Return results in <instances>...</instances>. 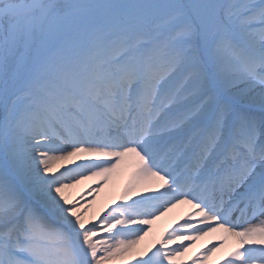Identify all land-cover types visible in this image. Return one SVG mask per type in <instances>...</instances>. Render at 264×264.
<instances>
[{"label": "snow or ice", "instance_id": "obj_1", "mask_svg": "<svg viewBox=\"0 0 264 264\" xmlns=\"http://www.w3.org/2000/svg\"><path fill=\"white\" fill-rule=\"evenodd\" d=\"M210 261L264 264V0H0V264Z\"/></svg>", "mask_w": 264, "mask_h": 264}, {"label": "bare ground", "instance_id": "obj_2", "mask_svg": "<svg viewBox=\"0 0 264 264\" xmlns=\"http://www.w3.org/2000/svg\"><path fill=\"white\" fill-rule=\"evenodd\" d=\"M93 185H95V181L86 182L84 185L79 186L75 190V192H76V194H80L82 191H86L89 186H93ZM113 190H114V188L111 184H107L104 187V190L100 193V195L97 199V203L95 205V210L99 211L100 208H102L105 204L108 203V201L110 199H112L111 196L114 195ZM179 214H180L179 212H173V213H170L168 216L161 218V220L157 221L153 225L152 235H150L148 238H146V240L144 242H142L141 247H143L144 245L152 243L155 238H157L160 234L164 233L166 230H172V228L174 227L175 223L178 220ZM210 240H211V238H205L204 240L199 241L196 245V248L190 250L188 257H185L184 259L188 260L189 257H191V255L195 251L202 249L205 245H208ZM174 246L175 245H173V247ZM209 264H214V261H211Z\"/></svg>", "mask_w": 264, "mask_h": 264}, {"label": "rangeland", "instance_id": "obj_3", "mask_svg": "<svg viewBox=\"0 0 264 264\" xmlns=\"http://www.w3.org/2000/svg\"><path fill=\"white\" fill-rule=\"evenodd\" d=\"M127 180H128V175H127V173H124V174L117 175V176L113 177L109 181L108 184H111L113 186V188H114V190H113L114 195L111 196L112 198H114V197H116V196H118L120 194V192L123 190L125 184L127 183Z\"/></svg>", "mask_w": 264, "mask_h": 264}]
</instances>
